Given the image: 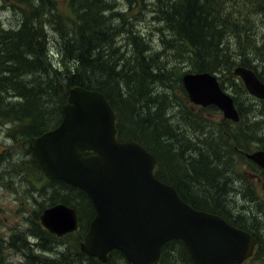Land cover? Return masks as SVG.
<instances>
[{
	"label": "trees",
	"instance_id": "16d2710c",
	"mask_svg": "<svg viewBox=\"0 0 264 264\" xmlns=\"http://www.w3.org/2000/svg\"><path fill=\"white\" fill-rule=\"evenodd\" d=\"M6 1L21 16L10 28L0 20V121L16 124L10 138L16 143L17 140L25 143L32 163L40 171L43 169L34 153L33 140L61 123L71 89L82 87L99 91L116 113L118 139L137 141L149 150L156 158L158 179L173 185L194 209L219 215L232 225L250 231L239 221L241 217L229 214L226 201L221 198L231 182L232 163L226 159L224 165L225 151L220 157L211 153L212 149L219 152L217 141L214 142L216 147H210L209 154L200 147L196 149L193 144L199 146L202 141L188 140L184 129L174 126L167 114L177 105L184 125L195 133H204L207 121L198 120L187 105L192 103L183 85V76L188 72L224 76L235 66L256 70L253 56L258 47L246 29L259 24V20L264 24V0H150L154 7L153 18L159 25L157 32L163 35L160 52L136 31L133 23L126 21L124 12L115 8L113 0H70L68 14L57 0ZM133 1L136 0L130 3ZM137 2L146 4L144 0ZM255 17L259 19L255 21ZM50 32L58 42L53 46L60 58L58 66H54L49 57ZM243 33H247L244 39ZM121 38L127 41L125 51H122ZM245 49L248 52H244ZM262 65L259 59V67ZM177 67H183L180 73ZM259 78L264 81L261 73ZM156 87L163 92H155ZM239 112L241 119L234 122L238 126L247 123L242 111ZM249 132L256 133L248 126L247 132L242 131L232 138L242 146L241 141ZM163 140L178 141L181 152L175 150L174 142L166 145ZM227 147L229 143L224 148ZM192 148L198 155L195 156V151H191L192 157L187 154ZM2 159L0 155V162ZM211 163L219 168L212 169ZM176 164H183L191 173L181 170L178 176ZM223 175H229L224 182ZM193 182L205 187L207 195L202 191L200 196L193 194ZM50 183L55 190L49 206L63 203L74 207L80 219L88 220L78 233L87 231L96 215L88 195L60 180H50ZM37 231L40 237H55L41 228ZM19 239L13 236L9 247L24 251L28 244L19 243ZM48 244L44 240L39 246L46 249ZM173 248L184 249L190 256L182 241L173 240L162 247L159 264H168L165 255ZM4 251L0 239V264H14L5 257ZM26 257L32 259V264H51L31 258L29 253ZM112 257L131 264L120 251L110 253L105 264L110 263ZM84 259L86 264H104L96 258L84 256Z\"/></svg>",
	"mask_w": 264,
	"mask_h": 264
},
{
	"label": "water",
	"instance_id": "95a60500",
	"mask_svg": "<svg viewBox=\"0 0 264 264\" xmlns=\"http://www.w3.org/2000/svg\"><path fill=\"white\" fill-rule=\"evenodd\" d=\"M233 75L264 100V83L252 69L239 66ZM182 81L194 105H215L225 119L240 121L217 74L188 72ZM33 150L50 180L90 198L96 215L80 246L89 257L106 263L112 251H120L131 264H158L162 247L173 240L186 245L194 264H239L253 252L250 233L194 209L173 185L156 177V158L149 150L117 138L116 113L99 91L71 89L61 123L35 139ZM247 157L264 169V151ZM40 220L58 237L79 228L76 209L63 203L45 209Z\"/></svg>",
	"mask_w": 264,
	"mask_h": 264
},
{
	"label": "rangeland",
	"instance_id": "374dc122",
	"mask_svg": "<svg viewBox=\"0 0 264 264\" xmlns=\"http://www.w3.org/2000/svg\"><path fill=\"white\" fill-rule=\"evenodd\" d=\"M113 1L116 6L115 8L124 12L126 21L131 24L133 23L136 27V31L142 33L147 40H150L154 50L158 52L162 51L163 44L160 38L163 35L161 34L160 36L157 32L159 25L152 15L154 7L151 5L153 2L144 0L146 4H140L137 0L132 3H130L131 0ZM57 2L60 8L68 14L70 0H57ZM20 16V13L15 10L8 1H0V20L5 27L10 28L15 26L17 22H19ZM257 19L259 18L255 17V21H257ZM246 30H248L247 33H249L251 40L255 39L254 41L257 44L258 50L253 56L255 57L253 61L254 64L258 66H256V70L261 73L264 80V24L259 20V24L251 28L247 27ZM247 33H243V39ZM49 35L51 36L49 57L53 65L58 66L57 64L60 58L53 48V46H57L58 42L55 40V34L50 32ZM121 39L123 41L122 51H125L127 41L124 38ZM244 52H248V50L245 49ZM161 57L164 58L163 61L167 60L165 55ZM259 59L260 62L263 63L260 67ZM235 67H233L230 72L224 74V76L219 75V79L224 91L237 99V107L242 111L243 117L247 122L246 124L242 123L238 126L234 124V122L225 119L223 113L216 106L206 107L204 108L205 110H203L199 106L194 105L191 100L190 102L192 104L188 103L187 105L196 113L197 119L207 121L205 127H203V132L206 134L201 132L195 133L184 125L182 121V111L175 104V107H173L167 115H169L174 126L178 129H184L185 136L188 140L193 141L199 139L198 141H202L199 143V146L193 144L196 149L200 147L209 154L210 147H216L214 142L217 141L220 150L216 153V151L212 149L211 153L215 157H220V154H223L225 151L226 157L223 159L224 165L226 159L232 163L230 167L231 182L225 190L226 192L222 193L221 198L223 197L226 201L227 211L232 217L233 215L241 217L239 218V221H242L241 223L253 229H259L262 248L259 247V253L256 255V259L250 261L248 264H264V187L262 183L259 182L258 204L256 182L247 173L248 171L255 172V168L250 165L248 161L246 162L243 155L237 151V149H239L243 152H252L258 150V148L259 151H264V100L252 96L247 91L241 79L232 74ZM177 68L179 73L183 69V67ZM187 70L188 68L184 69L183 75ZM178 74H176V76H178ZM183 75L181 74V76ZM155 92L162 93L163 90L156 87ZM180 97L184 100L183 95H180ZM54 105L55 104L52 103V107H54ZM50 116L51 114L49 117ZM226 121L228 122L226 123ZM15 125L14 123L0 121V155L3 157L0 162V239L3 240L5 246V257L14 264H32V259L26 257L28 253L33 259L37 257L38 260H43L51 264H86L84 256L87 255L83 253L80 248L87 233L86 229L79 233L74 232L63 237H58L43 227L40 216L43 213L42 210L51 207L49 206V199L55 189L52 187L50 179L46 176L44 171H40L32 163V157L27 150L28 147L23 145L25 143H21L19 142L20 140H17L18 143H21L18 144L10 138L12 131L15 129ZM241 125H243V127H241ZM248 126H252V129H254L256 133L249 132L245 136V140L241 141L242 146L239 145L238 141L235 143L232 137L239 136L242 131L247 132ZM238 127H241V129H238ZM34 141L35 140H33V142ZM163 142L167 145L173 144L174 141L163 140ZM174 143L175 150L180 151V143L178 141ZM228 143L229 147L224 148ZM224 144L225 146H223ZM188 150L187 154L192 157L193 154H191V151H195V149ZM195 152H197L195 156L198 155V151L196 150ZM175 167L178 169V172L175 168L173 170L176 171L175 173L178 174V176L181 170L187 174L191 173L183 164L180 166L176 164ZM210 167L212 169L219 168L218 165L213 163H211ZM259 173L264 180V169L260 168ZM227 176L229 175H223L222 182H224ZM201 191L205 195L208 193L205 187L193 182L192 193L199 195ZM62 192L64 191L61 190V193ZM87 221V218H81L80 227L86 224ZM39 228L45 231L46 234L49 233L55 237L51 239L47 235L40 237L36 234V232H39L37 231ZM13 236L20 238L19 243H24L25 241V243L28 244L25 246L24 251L16 249L15 247H9ZM44 240L50 243L46 249L39 246ZM82 254L84 256H82ZM61 255H64L62 256L64 258H62ZM62 259L64 262H61ZM165 259L168 264H194L187 252L181 248H173L172 251H169V253L167 252ZM108 264H125V261L118 257H112L111 262Z\"/></svg>",
	"mask_w": 264,
	"mask_h": 264
},
{
	"label": "flooded vegetation",
	"instance_id": "af4514ba",
	"mask_svg": "<svg viewBox=\"0 0 264 264\" xmlns=\"http://www.w3.org/2000/svg\"><path fill=\"white\" fill-rule=\"evenodd\" d=\"M255 72H256V74H257L258 77H259V72H258L257 70H255ZM236 105H238V102H236ZM241 127H243V125H241ZM237 151L240 152V153L243 155V157L245 158L246 162L248 161V163H249L250 165H252V166L255 168V172H250V171H248L247 173H248V175H249L251 178H253V179L255 180V182H256V185H257V197H258V198H257V201H258V204H259V182L262 183V185H263V187H264V180H263V177H262V175L259 173V169H260L261 167L259 166V163L254 162L253 160H251V159H249V158L247 157V154H253V153H255V152H259V148H258V150H256V151H252V152H243V151H241V150H239V149H237ZM245 154H246V155H245ZM259 167H260V168H259ZM260 171H261V170H260ZM230 224H231V223H230ZM231 225H232V224H231ZM232 226H234V227H236V228H239V227H237V226H235V225H232ZM247 227L250 229V231H249V232L246 231V230H244V231H246V232H248V233L251 232L250 234H252V235L255 237V240H256L255 252L253 253V255H252L250 258L244 260L242 263H239V264H248L250 261L256 259V255L259 253V247L262 248V246H261V236H260V234H259V229H253V228L249 227L248 225H247ZM239 229H241V228H239ZM242 230H243V229H242Z\"/></svg>",
	"mask_w": 264,
	"mask_h": 264
}]
</instances>
